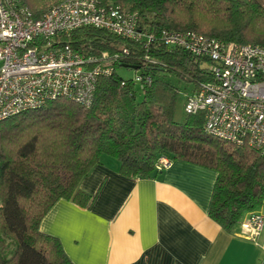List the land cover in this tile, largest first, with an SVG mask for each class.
Instances as JSON below:
<instances>
[{
  "label": "trees",
  "instance_id": "obj_1",
  "mask_svg": "<svg viewBox=\"0 0 264 264\" xmlns=\"http://www.w3.org/2000/svg\"><path fill=\"white\" fill-rule=\"evenodd\" d=\"M62 1L22 3L37 19ZM97 1L136 12L144 35L130 40L95 27L63 35L73 49L105 56L112 67L98 78L90 106L57 98L0 121V264H73L39 224L58 199L90 205L93 197L80 181L104 155L129 178L156 177L164 168L161 157L213 169L208 216L227 232L264 204V157L258 151L208 135L201 112L175 119L178 84L191 91L209 80V61L162 39V31L176 30L222 43L264 44V0ZM121 67L137 71L140 99L135 81L119 75Z\"/></svg>",
  "mask_w": 264,
  "mask_h": 264
},
{
  "label": "built area",
  "instance_id": "obj_2",
  "mask_svg": "<svg viewBox=\"0 0 264 264\" xmlns=\"http://www.w3.org/2000/svg\"><path fill=\"white\" fill-rule=\"evenodd\" d=\"M138 20L136 12L106 8L97 0H64L34 19L22 0H0V121L57 98L89 107L98 78L112 67L105 56L81 53L62 36L95 27L137 40L144 35ZM162 39L209 61L211 77L185 95V113L201 112L208 135L246 143L264 157V44L222 43L176 30L162 31ZM158 164L169 161L161 157ZM239 224L243 237L255 239L264 214L250 211Z\"/></svg>",
  "mask_w": 264,
  "mask_h": 264
},
{
  "label": "crops",
  "instance_id": "obj_3",
  "mask_svg": "<svg viewBox=\"0 0 264 264\" xmlns=\"http://www.w3.org/2000/svg\"><path fill=\"white\" fill-rule=\"evenodd\" d=\"M168 161L156 177L140 179L102 156L80 181L90 205L58 199L39 229L58 239L73 264H259L264 228L248 239L240 224L227 232L208 216L216 171Z\"/></svg>",
  "mask_w": 264,
  "mask_h": 264
},
{
  "label": "rangeland",
  "instance_id": "obj_4",
  "mask_svg": "<svg viewBox=\"0 0 264 264\" xmlns=\"http://www.w3.org/2000/svg\"><path fill=\"white\" fill-rule=\"evenodd\" d=\"M118 73L124 79H133L135 81L136 90L138 92V99H140L141 93H140L139 83L137 81V75H138L137 71L134 69H131V68L121 67L118 69ZM169 80L172 83H175L177 85L174 78H170ZM178 86L180 89V95L178 96V99H177L176 104H175V115H174V117L176 120H181L185 114V111H184L185 95L190 92V85L186 86V84L184 82H182V83L178 84ZM262 206H264V204H262L260 207H262Z\"/></svg>",
  "mask_w": 264,
  "mask_h": 264
}]
</instances>
